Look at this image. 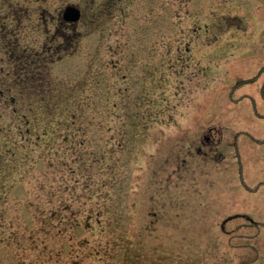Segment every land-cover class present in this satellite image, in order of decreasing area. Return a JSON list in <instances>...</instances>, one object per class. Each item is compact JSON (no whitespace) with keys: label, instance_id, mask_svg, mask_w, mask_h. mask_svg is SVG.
<instances>
[{"label":"rangeland","instance_id":"374dc122","mask_svg":"<svg viewBox=\"0 0 264 264\" xmlns=\"http://www.w3.org/2000/svg\"><path fill=\"white\" fill-rule=\"evenodd\" d=\"M263 84L264 0H0V264H264Z\"/></svg>","mask_w":264,"mask_h":264},{"label":"water","instance_id":"95a60500","mask_svg":"<svg viewBox=\"0 0 264 264\" xmlns=\"http://www.w3.org/2000/svg\"><path fill=\"white\" fill-rule=\"evenodd\" d=\"M80 16V10L74 6H67L62 13V19L69 23L77 22L80 19Z\"/></svg>","mask_w":264,"mask_h":264},{"label":"flooded vegetation","instance_id":"af4514ba","mask_svg":"<svg viewBox=\"0 0 264 264\" xmlns=\"http://www.w3.org/2000/svg\"><path fill=\"white\" fill-rule=\"evenodd\" d=\"M260 96L264 100V84L260 88ZM231 98H232V95H231ZM253 108H256V106H254ZM220 139H221V137L219 136L218 131L217 130H211L209 135L204 138V144L203 145L204 146H210L213 144V142H217ZM201 150H202V146H201V148H199L198 151H201Z\"/></svg>","mask_w":264,"mask_h":264},{"label":"trees","instance_id":"16d2710c","mask_svg":"<svg viewBox=\"0 0 264 264\" xmlns=\"http://www.w3.org/2000/svg\"><path fill=\"white\" fill-rule=\"evenodd\" d=\"M10 99L12 100V102H15V98H14V96L12 97V96H10ZM45 109H47V108H45ZM72 118H73V116H72ZM27 122H28V120H27ZM29 130H30V128H28V132H29ZM45 130H46V128H45ZM52 133H53V130L51 131ZM47 133V132H46Z\"/></svg>","mask_w":264,"mask_h":264}]
</instances>
